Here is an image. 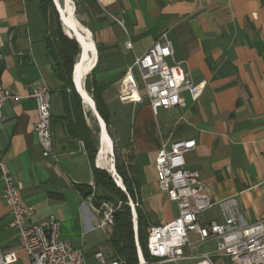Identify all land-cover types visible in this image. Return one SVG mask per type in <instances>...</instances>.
<instances>
[{
	"label": "crops",
	"instance_id": "1",
	"mask_svg": "<svg viewBox=\"0 0 264 264\" xmlns=\"http://www.w3.org/2000/svg\"><path fill=\"white\" fill-rule=\"evenodd\" d=\"M41 4L42 0H0V83L20 95L5 105L0 150L22 202L33 208L28 223L55 215L63 238L84 250L88 264H98L97 250L115 257L113 225H100L95 201L85 197L88 188L81 189L94 183L92 167L82 140L65 129L62 82L43 40ZM75 7L97 50L86 78L103 88L109 127L139 183L137 195L149 227L179 214L177 203L159 187L156 151L162 144L189 138L196 140V147L185 153V167L198 173L215 202L200 214V221L221 220V203L231 198L244 223L264 218V0H76ZM163 32L173 48L168 63L180 64L192 83L204 81L201 96L194 101L183 91L185 106L156 112L147 99L122 102L118 93L123 76L131 69L140 82L135 59ZM36 85L50 90V156L42 154L34 130L38 112L29 93ZM99 136L100 130V150ZM98 154L95 165L100 168ZM3 189L0 178V245L15 251L10 264H30L10 225ZM214 247L215 241H209L199 252Z\"/></svg>",
	"mask_w": 264,
	"mask_h": 264
},
{
	"label": "built area",
	"instance_id": "2",
	"mask_svg": "<svg viewBox=\"0 0 264 264\" xmlns=\"http://www.w3.org/2000/svg\"><path fill=\"white\" fill-rule=\"evenodd\" d=\"M122 24L118 18H114ZM131 47V42H127ZM173 55L171 41L163 32L152 45L135 59L140 82L132 70L126 71L121 80L118 97L122 102L147 99L156 112L160 108L185 106L181 96L188 91L196 101L203 91L205 82L194 84L187 79L184 68L168 63ZM29 96L37 106L38 120L34 130L44 156L53 155L52 114L50 90L36 85ZM20 95L0 83V122L7 116L4 109L10 99ZM196 147L193 138L175 140L169 146L162 144L156 151L155 167L159 175V187L178 206V216L170 222L148 228L147 249L157 262H176L181 259H198L194 264H264V218L254 223H244L236 199L221 203L222 219L202 223L200 214L215 202L204 191L198 173L185 167V153ZM0 178L4 183L3 198L10 208V225L16 229L19 249L24 250L30 264H88L86 254L63 238L61 221L49 215L37 223H28L33 208L21 200L19 188L0 150ZM95 201L92 194L87 196ZM102 215L100 225H113V209L105 203L96 207ZM215 241L214 250L200 253L199 247ZM14 250L0 245V264H10ZM98 264H127L120 256L107 257L101 250L94 252ZM137 264H153L138 254Z\"/></svg>",
	"mask_w": 264,
	"mask_h": 264
},
{
	"label": "trees",
	"instance_id": "3",
	"mask_svg": "<svg viewBox=\"0 0 264 264\" xmlns=\"http://www.w3.org/2000/svg\"><path fill=\"white\" fill-rule=\"evenodd\" d=\"M74 11L76 13V7L74 8ZM41 12L46 23L43 40L45 42L47 54L52 60L53 70L57 78L62 82L59 93L62 98L64 112L62 118L65 120V129L70 137L80 139L85 143L95 184L113 192L120 198V200L123 201V205L114 213L113 216L114 224L112 226L110 241L115 257L120 256L124 258L127 264H137V246L134 235L132 214L128 204L126 203L127 194L116 185L107 171L95 167L94 165L97 155V147H95L90 140L91 131L86 124L81 98L72 81L73 65L80 53L79 44L74 38L69 37L63 31L59 14L53 0H42ZM98 47L100 50V45H98ZM85 88L92 94L96 109L100 116L104 119L108 128L110 121L106 105L102 98L103 88L99 86L95 80H89V76H87L85 80ZM116 169L122 178L128 195H130L133 199L139 200L137 195L139 183L136 177L132 174L129 165L127 164V167H125L117 162ZM87 188L88 190L84 192L85 197L90 195L91 188L89 185L81 186V189ZM94 200L95 202H98L99 199L96 198ZM136 210L137 237L139 245L145 258L147 260H154L150 256L147 249L149 224L140 201Z\"/></svg>",
	"mask_w": 264,
	"mask_h": 264
},
{
	"label": "bare ground",
	"instance_id": "4",
	"mask_svg": "<svg viewBox=\"0 0 264 264\" xmlns=\"http://www.w3.org/2000/svg\"><path fill=\"white\" fill-rule=\"evenodd\" d=\"M57 7L62 16V21L64 24L65 32L74 38L79 39L81 45L83 46L84 53L83 59L76 61L75 67V80L77 87L82 95L84 104L95 116L99 126H100V150L97 158V164L100 168H106L111 174L116 177V182L122 188H125L122 178L117 174L113 159L109 160V157L113 155V143L107 131V126L104 119L100 116L96 109L95 101L84 87V81L86 74L91 71L92 65L96 57V45L92 39L91 31L83 26L76 17L71 0H55ZM141 259L143 255L140 251L139 253Z\"/></svg>",
	"mask_w": 264,
	"mask_h": 264
},
{
	"label": "rangeland",
	"instance_id": "5",
	"mask_svg": "<svg viewBox=\"0 0 264 264\" xmlns=\"http://www.w3.org/2000/svg\"><path fill=\"white\" fill-rule=\"evenodd\" d=\"M71 1H72V8H73V11H74V2L76 4V0H71ZM56 10H57V8H56ZM74 13H75V11H74ZM58 14H59V12H58ZM76 17H77V14H76ZM62 28H63V31H64L65 29H64L63 25H62ZM89 80H92V78H90V76H89ZM90 95L92 96L91 93H90ZM81 103H82V100H81ZM82 108H83L84 113L86 111V113L88 114L87 118H88L89 125H90L89 129L91 131L90 140L92 141V144L95 147H97V153H98V151H99L98 135H99V130H100L98 122H97L95 116L92 115V113L88 110V108L85 107V105H83V103H82ZM84 117H85V114H84ZM85 120H87V119L85 118ZM107 129H108L107 131L109 132L108 134L111 136L110 138H112L111 141H112L113 146H114L113 155H111L109 157V160L113 159V163H114L115 169H116V163L117 162H119L122 166L127 167V159H126L125 154H124V152L122 151V149H121V147L119 145V142L117 141L116 137H114V135H113L112 128L108 127ZM81 145L86 150L85 143L83 141H82ZM95 167H97V166L95 165ZM100 169L107 171L111 175L113 181L116 183L117 180H116V177L113 174H111L106 168H100ZM116 172L120 176V174L118 173L117 169H116ZM90 188H91V193L90 194L93 195L94 199H96V198L99 199L98 202L105 203L108 206V208L113 209V215L123 205V201L120 200V198L116 194H114L113 192L103 188L102 186H99V185L95 184V182L90 186ZM119 188L123 192H125L127 194L126 203L128 204V206L130 208V211H131V214H132V219H135L134 212L136 213V216H137V210L136 209L138 207L139 200L138 199H133L130 195H128V193L126 191V188H122V187H119ZM134 235H135V238H136V232L135 231H134ZM144 258H145V256H144ZM145 260L147 262L151 261V262H153V264H193V263H195V260H192L190 258L189 259L187 258V259L177 260L176 262H157L155 260H147L146 258H145Z\"/></svg>",
	"mask_w": 264,
	"mask_h": 264
},
{
	"label": "water",
	"instance_id": "6",
	"mask_svg": "<svg viewBox=\"0 0 264 264\" xmlns=\"http://www.w3.org/2000/svg\"><path fill=\"white\" fill-rule=\"evenodd\" d=\"M53 2H54L55 6H56V8H57V10H58V12H59V18H60L61 24L64 26L63 21H62L61 13H60V11H59V8L57 7V5H56V3H55V0H53ZM64 29H65V28H64ZM64 31H65V30H64ZM65 33H66V32H65ZM66 34H67V33H66ZM67 35H68V34H67ZM68 36L71 37V38H74V37H72L71 35H68ZM74 39L78 42L79 47H80V53H79V55H78V57H77V60H82V59H83V53H84L83 46L81 45L79 39H77V38H74ZM77 60H76V61H77ZM75 63H76V62H75ZM75 63H74V65H73V70H72V81H73V84H74V87H75L77 93L80 95V97H81V99H82V95H81V93H80V91H79V89H78V87H77V83H76V80H75V67H76V64H75ZM82 102H84L83 99H82ZM96 157H97V155H96ZM116 184H117V186H119L117 182H116ZM119 187H121V186H119ZM95 204H96V206L98 207V206L100 205V202H95ZM134 215H135V219H133V225H134V231L136 232V238H135V241H136V246H137V254H139L140 251H141V253H142V250H141V247H140V245H139L138 237H137V216H136V213H135V212H134ZM142 255H143V253H142Z\"/></svg>",
	"mask_w": 264,
	"mask_h": 264
}]
</instances>
